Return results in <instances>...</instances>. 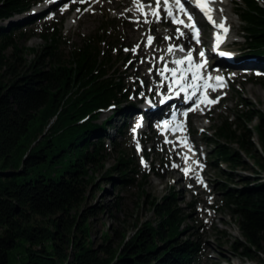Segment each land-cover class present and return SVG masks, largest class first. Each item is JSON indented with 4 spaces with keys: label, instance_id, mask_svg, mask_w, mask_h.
Returning a JSON list of instances; mask_svg holds the SVG:
<instances>
[{
    "label": "trees",
    "instance_id": "1",
    "mask_svg": "<svg viewBox=\"0 0 264 264\" xmlns=\"http://www.w3.org/2000/svg\"><path fill=\"white\" fill-rule=\"evenodd\" d=\"M239 1L235 4L246 48L264 62V0L262 4ZM36 2L0 0V23H8L0 27V264L195 261L199 243L177 240L186 215L177 207L176 193L160 203L149 202L158 223L147 222L132 236L122 234L114 248L104 235V244L93 249L88 221L95 213L81 207L95 171L104 164L109 121H97L112 109L123 117L126 110L120 106L127 94L113 73L116 59L111 50L100 48L105 37L98 45L84 43L64 59L58 54L61 24L50 38L41 35L48 41L41 54L30 49L35 59L22 60L26 50L14 41L18 24L9 20L28 12ZM18 38H25L24 33ZM241 107L214 124L211 162L225 164L226 171L220 172L229 180L237 169L254 175L244 180L241 189L222 185L220 190L242 239L232 248L241 258L264 264V112ZM254 120L256 125L249 127ZM244 158L252 160L253 167ZM130 171L128 159L121 154L105 174L118 173L115 181L110 180L122 188L132 183L126 179Z\"/></svg>",
    "mask_w": 264,
    "mask_h": 264
},
{
    "label": "rangeland",
    "instance_id": "2",
    "mask_svg": "<svg viewBox=\"0 0 264 264\" xmlns=\"http://www.w3.org/2000/svg\"><path fill=\"white\" fill-rule=\"evenodd\" d=\"M55 1L44 0L35 6L33 9L37 10L40 6L55 4L43 12L34 13L36 16L42 14L41 19L30 26L21 25L19 31L14 32V41L26 50L21 56L23 61L29 63L35 59V55L28 51L30 49H35L41 54L42 48L48 43L41 35H48L50 38V35L60 29L59 25L63 23L58 51L61 58H67L70 52L88 41L98 45L101 38L105 37V44H101L100 48L111 49V54L116 57L113 73L121 79L124 92L129 95V99L124 100L122 107L139 103L141 97L144 105L149 99V93H152V97L158 96L160 90L157 86L166 81V79H153L163 68L159 66L158 60L165 55L170 46L166 37L172 40L177 37L163 19L157 21V19L144 18V15L137 10L139 0L138 3H134L133 0H59L58 3ZM63 1H68L67 4H75L76 9L73 12H66L67 5L59 9ZM218 1L220 3L216 6L217 12L230 22V39L240 42L239 46L235 47L240 50L244 40L241 37L240 22L236 15L238 12L235 1L237 3L239 1ZM145 20L148 23H145ZM24 21L13 17L9 23ZM7 25V22L0 23V27ZM20 32L24 33L25 38H18ZM149 36L153 37L151 49L147 39ZM208 40L209 36L204 34L202 42L207 44ZM151 51L156 58L152 59ZM224 94L227 98L211 109L205 118L200 120L194 117L191 120L195 134L190 136V140L193 146L198 148L196 156L206 168L205 188L200 186L190 189L192 185L184 182L183 179L175 183L176 177L174 178L169 172H172L173 168L181 169L178 156L169 153L170 147L160 146V140L148 129L137 141L130 135L127 127L122 128L124 118L115 114L114 110L100 115L97 123L109 121L103 148L104 164L95 171L94 182L87 188V199L81 207V211L89 209L95 213L88 221L93 249L97 250L104 244L102 238L104 235L109 239V246L114 248L120 242L122 234L132 236L143 224L158 223L149 202L160 203L163 197L176 193L177 207L186 215L177 240L198 242L201 248L198 258L190 264H258L241 258L232 248L235 242H241L242 239L235 218L223 204V194L220 190L222 185L241 189L244 187V180L253 179L254 175L252 172L237 169L232 171V178L227 179L220 172V170L226 171V165L220 160L211 162L213 154L209 144L214 139L212 131L214 124L217 125L226 118L232 117L241 110L243 104L254 111L264 112V81L241 75L229 83V90ZM138 111L140 110L132 112ZM135 117L136 114H130L126 124ZM255 125L254 120L249 127ZM253 142L257 144L256 137ZM137 145L141 148V154L136 152ZM121 154L128 159L131 170L126 179L132 180L129 186L122 188L117 184L114 185L110 180L115 181L119 177L118 173L112 172L111 177L105 174L117 165ZM142 155L145 157L144 162ZM244 161L249 167H253L252 160L244 158ZM174 164L177 167H173Z\"/></svg>",
    "mask_w": 264,
    "mask_h": 264
},
{
    "label": "snow or ice",
    "instance_id": "3",
    "mask_svg": "<svg viewBox=\"0 0 264 264\" xmlns=\"http://www.w3.org/2000/svg\"><path fill=\"white\" fill-rule=\"evenodd\" d=\"M133 2L138 3V0H133ZM175 2L179 6L178 11L187 17V22H185V20H183V19H179L178 17L174 16L173 12L171 10L167 9V7H166L167 0H156V9L154 11H152L151 13L143 11L144 7L151 8V5H140L137 10L141 11L142 15H144V16L151 14L154 17H156L157 21H159L160 20L161 4L163 3L165 5L164 10L167 12V16L169 18H171V22L181 26V27H177V29H176V32L179 34V36L185 35V33L182 31V28H186V29H189L191 31L192 39H194L197 43H200L199 28L197 26V22H196L194 16L185 9L183 4L181 3V0H175ZM215 2H216V0H194V7L206 18V20L209 23H211L213 25L214 28L221 30L223 34H226L229 31V29L226 26L225 19L222 18L220 21L217 22L211 16L212 9H211L210 5L212 3H215ZM144 22L148 23L147 20H145ZM214 38L216 41L214 47H218L219 43L221 42L220 33H217ZM147 39H148V44L151 45L153 37L149 36ZM166 39H170V38L166 37ZM137 47H139V45H137ZM177 49L181 52L185 51V49L183 47L177 46ZM173 50L174 49L172 46H169L167 49L168 52H173ZM125 51H128V49H125ZM132 51L134 52L135 48L132 49ZM193 51L194 50H191V49L187 50V54L185 57L173 61V63L177 65L176 68L170 69L167 65H165L161 69V72H160L161 75H163L165 72H170L172 84L179 85L181 92L186 91L187 88L195 87V85L192 83H187L186 85L184 83H181L182 81H187L189 79L187 74H189V73L191 74L190 79L192 81H197V80L203 79V77L200 74V70L205 68L206 61H204V59H203L205 56V52L200 51L199 56L201 58V61L194 63L193 62V55H192ZM220 55H225V53L221 52ZM184 64H187V67L183 68V69L180 68V66L184 65ZM150 71H151V69H150ZM178 74H179V76H178ZM208 79H211V77H209ZM215 79H216L217 83L219 84V82H221L223 78L222 77H216ZM204 87L206 89H211L212 91L216 90V88L212 84L208 83L207 81H205ZM165 99H167V97ZM218 100H219V98L213 100V99H209L207 96H203L201 100L196 101V107H198L200 103L214 104V103H217ZM160 102L164 103V100H161ZM194 110H196V108H191L188 111H194ZM184 115L186 116L187 112H185ZM139 126L140 125L137 124V127H139ZM137 149L139 151V145H137ZM185 160L187 161V157H185ZM173 167H177V165L174 164ZM187 171L188 170L185 169L186 173H187Z\"/></svg>",
    "mask_w": 264,
    "mask_h": 264
},
{
    "label": "bare ground",
    "instance_id": "4",
    "mask_svg": "<svg viewBox=\"0 0 264 264\" xmlns=\"http://www.w3.org/2000/svg\"><path fill=\"white\" fill-rule=\"evenodd\" d=\"M59 0H56L55 1V3H57ZM217 1V0H216ZM55 4H53L52 6H54ZM139 6L140 5H143L142 3H139L138 4ZM51 5H50V7H52ZM223 7V6H222ZM47 8V6H45V5H43V6H41L39 9H46ZM155 10V7L154 6H152L151 8H148V7H144L143 8V11L144 12H148V13H151L152 11H154ZM140 13H141V11H140ZM142 14V13H141ZM219 16H220V18H222V16L219 14V13H217ZM147 18L146 19H152V15L151 14H149V15H147L146 16ZM155 18V17H154ZM224 19V18H223ZM225 21H226V26L228 27V29L230 30V27L228 26L229 24H230V22H228V20H226L225 19ZM171 39V43H175V41L174 40H172V38H170ZM207 43H209V41L207 42ZM176 45V44H175ZM227 49L230 51L229 52V55L236 61L235 62V66L236 67H238V66H244V67H253L254 65H255V62H257V61H253L252 59L250 60V59H248V58H244V55L246 54L245 52H242L241 50H239V49H237V48H233V49H230V46L229 45H227ZM152 48V45H149V49H151ZM180 51L177 49V48H174V50H173V52H166L165 53V55H163L161 58H160V60H158V62L159 63H162V65L163 66H165V65H167L170 69L171 68H175L176 66H175V64L173 63V61H175L176 59V55H178V53H179ZM151 54V57H152V59H154V58H156L155 57V54H154V52L153 51H151L150 52ZM179 76V75H178ZM158 88H161L162 87V85H159V86H157ZM152 93H150V95H151ZM153 105H155V102L152 100V99H149V100H147V103H146V105H145V108L144 109H149L150 107H152ZM134 106V110H140V111H142V108L140 107V106H138V105H133ZM202 127H204V126H202ZM186 138V137H185ZM138 140V139H137ZM169 147V146H168ZM181 148H182V146H180ZM169 153H173L172 152V150L169 152ZM196 160H194V162H195ZM166 172V171H165ZM169 173H172L173 174V177L175 178L176 177V184L177 183H179V182H181V180H182V176H180V174H179V171L177 170V169H175V168H173L172 169V172H169ZM165 176H166V173H165ZM191 182H193L194 183V179H193V177L191 178ZM186 191V190H185Z\"/></svg>",
    "mask_w": 264,
    "mask_h": 264
}]
</instances>
